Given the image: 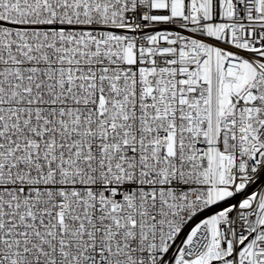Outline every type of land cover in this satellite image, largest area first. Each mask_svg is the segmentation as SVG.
Listing matches in <instances>:
<instances>
[{"label": "snow or ice", "instance_id": "snow-or-ice-1", "mask_svg": "<svg viewBox=\"0 0 264 264\" xmlns=\"http://www.w3.org/2000/svg\"><path fill=\"white\" fill-rule=\"evenodd\" d=\"M0 264H264V0H0Z\"/></svg>", "mask_w": 264, "mask_h": 264}]
</instances>
